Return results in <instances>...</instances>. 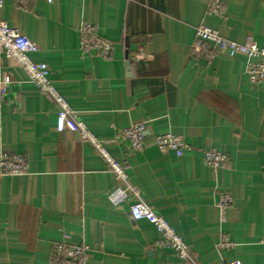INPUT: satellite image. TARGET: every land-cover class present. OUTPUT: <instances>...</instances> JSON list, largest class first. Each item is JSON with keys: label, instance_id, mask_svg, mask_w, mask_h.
Here are the masks:
<instances>
[{"label": "crops", "instance_id": "crops-1", "mask_svg": "<svg viewBox=\"0 0 264 264\" xmlns=\"http://www.w3.org/2000/svg\"><path fill=\"white\" fill-rule=\"evenodd\" d=\"M4 0L0 20L37 44L30 59L76 119L125 168L140 199L162 216L199 264H264V80L252 85L242 54L191 53L199 25L239 44L264 49V0ZM94 25L113 45L104 60L79 51V29ZM142 48L131 66L127 60ZM143 124L141 152L122 130ZM174 134L189 146L181 157L160 151L155 136ZM227 157L219 169L203 154ZM22 156L26 173H0V264H50L67 237L88 248L86 264H181L157 244L147 220L133 221V197L114 203L120 187L78 133L56 130V109L16 62L0 55V154ZM225 193L231 203L218 206ZM224 234L231 248L218 250Z\"/></svg>", "mask_w": 264, "mask_h": 264}, {"label": "built area", "instance_id": "built-area-1", "mask_svg": "<svg viewBox=\"0 0 264 264\" xmlns=\"http://www.w3.org/2000/svg\"><path fill=\"white\" fill-rule=\"evenodd\" d=\"M4 0H0V8ZM21 8H27L32 0H14ZM51 2L52 0H47ZM225 6L219 0H211L207 6V13L220 15ZM79 51L82 56L94 54L104 60L112 58L113 45L100 38L94 25L85 23L79 29ZM38 46L18 29L8 26L0 20V55L12 59L22 70L25 79L47 96L56 109L57 132L70 131L78 133L83 141L88 143L95 153L101 158L106 168L115 176L120 183L111 194V200L119 203L126 200L128 196L133 197V203L129 205V214L133 221L147 220L161 235L157 244L159 248H165L173 252L181 264H199L190 253L188 245L176 234L170 224L154 210L147 206L139 197L136 188L128 182L125 168L116 162L106 150L104 144L97 140L87 129L85 124L76 119V115L66 102L65 98L52 85L49 67L45 63H37L30 59V54L36 53ZM142 48H139L127 65L131 70L133 63L143 56ZM242 54L247 59L246 74L252 85H258L264 80V49L258 48L255 43L248 42L239 44L219 35L215 30L199 25L195 30V38L191 45L192 55L209 60L213 54ZM122 137L127 143V149L133 152H141L146 129L143 124L131 125L122 130ZM155 145L162 151H171L181 157L189 146L181 137L174 134H161L154 138ZM204 164L212 169H219L227 162V157L216 151H206L203 154ZM27 171L25 159L20 155L0 154V173L6 176H19ZM264 180V173H263ZM231 203V198L225 193L218 196V206L225 208ZM231 242L224 234L221 235L217 244L218 250L231 248ZM88 248L85 245H72L67 242V237L56 242L52 246L49 257L50 264H86ZM223 264H240L238 261L224 262Z\"/></svg>", "mask_w": 264, "mask_h": 264}]
</instances>
